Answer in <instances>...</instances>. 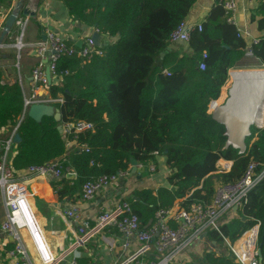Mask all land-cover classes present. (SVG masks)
Masks as SVG:
<instances>
[{
    "label": "trees",
    "instance_id": "1",
    "mask_svg": "<svg viewBox=\"0 0 264 264\" xmlns=\"http://www.w3.org/2000/svg\"><path fill=\"white\" fill-rule=\"evenodd\" d=\"M59 1L73 22L101 36L100 56L57 59L54 81L47 89L50 98L62 99L54 105L61 114L60 124L93 125V131L67 139L88 152H68L67 140L52 117L39 123L25 117L16 129L23 112L22 89L18 83H2L0 73V138L7 139L16 129L20 139L10 159L13 171L59 164L64 174L51 180V187L60 200L75 202L85 182L130 172V159L155 166V157H164L169 188L135 190L127 201L141 229L158 210H169L176 202L185 210L193 204L209 206L216 188L239 181L251 162L259 174L264 165V127L260 131L249 127L246 150L240 155L230 147L224 149L225 129L207 113L209 103L220 95L227 71L237 68L245 56L246 43L226 20L222 4L227 0H214L201 30L189 35L187 53L181 48L169 50L168 38L197 0ZM8 6L7 0H0V9ZM251 19L263 34L252 53L264 66V0H258ZM66 45L79 51L76 45L67 41ZM200 63L204 71L198 69ZM219 160L231 162L228 172H217ZM66 170L73 179L66 177ZM263 219L264 177L241 208L220 217L218 231L206 232L207 241L226 251L216 256L215 249L200 264H235L225 241L236 242Z\"/></svg>",
    "mask_w": 264,
    "mask_h": 264
},
{
    "label": "built area",
    "instance_id": "2",
    "mask_svg": "<svg viewBox=\"0 0 264 264\" xmlns=\"http://www.w3.org/2000/svg\"><path fill=\"white\" fill-rule=\"evenodd\" d=\"M10 1L11 7L8 15L14 10L18 3L21 4L22 2V0ZM222 7L227 16V22L236 27L234 14L237 10V5L235 0L224 1ZM23 9L27 8L21 7V11ZM29 20L28 17H24L20 14L14 23L13 28H17L18 36L12 41H14L13 47L17 51V60L19 59V51L22 48L21 39ZM202 22L203 21L190 24L186 19L183 20L169 35V45L185 46L188 43L189 35L194 30H201ZM1 28L2 27H0V30ZM236 30L238 36L241 38L249 36L247 32L237 28ZM94 32L96 31H93V33ZM91 35L82 40V45L78 52H76L73 46L66 45V42L53 32L45 34L46 39L44 42L40 41L31 46L40 59H43L46 55L47 59H44L46 60V64H43V61L40 60L31 72L32 86L30 93L23 97V110H27L29 106L33 104H50L53 106L61 104L62 99L60 97L52 99L48 94L47 89L49 85L45 78V68L47 67L49 70L52 83L55 76V63L61 56L78 54V56L83 59L90 58L92 55L100 56L102 52L92 43ZM258 42L259 38L252 39L250 43H246L245 58L257 60L253 56L251 48ZM202 58H205V54H203ZM262 67L264 68V66L261 65V70H264ZM198 69L204 71V63H200ZM245 72L246 71H238L234 68L227 71L226 81L229 79V88H225V86L222 87L225 92L221 101H219L221 99L220 94L218 99L209 103L207 113L210 116L220 105L224 104L231 97L230 91L235 85H238V83L233 80V74L238 76V73L242 74ZM163 74L169 76L166 70L163 71ZM39 92L42 94H39ZM259 106L260 105L257 107ZM263 107L264 102L262 104V109ZM61 127L62 134L66 140L68 137L75 136L76 134L93 131V125L85 121L63 123ZM263 127L264 119L263 125L255 129H257L256 131H260ZM13 135L14 131L5 141H0V148L2 149L0 152V197L6 212L5 219L0 225V234L11 239L13 244V249L9 251L7 255L10 258L19 257L21 260L29 261L31 264V260H34L36 264H62L64 257H57L52 253L46 242L44 233L34 217V212L30 206V194L27 184L32 178H43L46 180L59 179L64 173L61 171L60 165L55 163L40 167H30L23 173L13 171L10 164V159L13 155L11 149H13L14 146L12 143ZM66 145L68 152L74 149L88 152L87 148L78 146L74 139L67 140ZM9 153H11L10 158ZM256 167L257 164L251 162L239 181L233 184L218 186L209 206L204 207L200 204H193L187 210L180 209L179 207L169 210L160 209L154 214L152 221L144 229L139 227L138 218L133 213L130 204L125 200L116 202L110 209L99 214L94 219L95 225L92 230L89 229V221L83 219L74 207L72 210L66 209L64 214L69 221L73 220L77 222V232L81 236L79 240H81L82 243L86 240L88 231L95 232L105 229L106 227H111L116 229V231L126 239L123 244L125 249L129 245V239L134 238L136 240L138 248L130 257L129 263L137 260L139 256L151 254L155 257V261L147 264H181L184 262L187 250L195 240L199 239L209 230L218 231L220 217L229 211L238 210L246 203L249 192L264 177V165L258 175L255 174ZM137 170L147 171L151 175L155 172V167L152 164L137 165ZM68 174L72 173L66 170V175ZM129 175L130 172H118L114 175L102 176L93 181L85 182L81 186L79 198L82 202H91L97 194L111 186L117 185ZM261 227L262 222L255 221L249 229L243 232L236 242L230 244L225 241L229 252L233 256L235 264H264V255L262 256L261 262L258 258V243ZM69 264H77V262L72 260ZM137 264L144 263L137 262Z\"/></svg>",
    "mask_w": 264,
    "mask_h": 264
},
{
    "label": "crops",
    "instance_id": "3",
    "mask_svg": "<svg viewBox=\"0 0 264 264\" xmlns=\"http://www.w3.org/2000/svg\"><path fill=\"white\" fill-rule=\"evenodd\" d=\"M7 1L10 6L6 10L0 9V27L5 22L4 20L11 7V1ZM213 2L214 0H197L186 17L187 22L196 24L204 21ZM235 2L237 5V10L234 14L236 28L247 32L249 35L242 38L244 42L250 43L252 39L262 37L263 34L257 30L256 22L251 19L258 1L235 0ZM21 4L22 7L27 8L29 11L35 12L36 17L30 19L24 29L21 39L22 48L19 51L18 60L16 58L17 51L13 47L14 41H12L18 36V30L17 28L12 29L7 40L9 46L1 49L0 52L15 56V58L0 59V73L2 83L8 85L18 83L24 97L30 93L33 68L40 60L44 61V59H47V55L40 59L36 51L31 47L41 41L43 32L44 34L53 32L65 42H69L70 45H76L82 42L85 37L91 35L93 30L73 22L59 0H26L25 3L23 0ZM171 48H181L184 52L186 51L184 45L171 46L169 50ZM244 60L245 57L238 65L243 63ZM222 92L220 93L221 99L219 101L224 97ZM39 94L42 93L39 92ZM11 152L12 154L14 153L13 149H11ZM164 162V157H155V172L153 174L150 175L147 171L139 170H137L136 174H131L130 172L126 179L115 186L103 190L91 202H82L80 198L75 202L68 198L58 201V196L51 187V180L32 178L27 184L31 197L30 204L32 203L30 206L52 253L57 257H64L62 264H69L72 260H75L77 264H137V262L147 264L155 261V257L150 254L139 256L137 260L129 263L130 257L137 251L138 244L134 238H131L129 239L128 247L125 249L123 244L126 239L116 229L111 227L95 232L88 231L86 240L82 243L79 240L81 236L77 232V222L69 221L64 212L66 209L72 210L74 207L83 219L89 221V229L92 230L95 225L94 219L99 214L110 209L118 201H128L135 190L144 188L155 192L160 187L169 188V184L166 181L168 170ZM230 167L231 162L224 160H219L216 164L217 172H228ZM175 207H178V202L173 206V208ZM55 211H58L60 215L55 216ZM232 212L235 211L232 210ZM5 214V208L0 197V225L5 219ZM203 235L195 240L191 246L198 247L204 244L207 240ZM207 242L212 250H215L214 243ZM12 249V240L0 234V264H31L27 260H21L19 257L10 258L7 253ZM191 251L188 249L186 254ZM217 251L216 256L218 255ZM185 261L186 257H184ZM31 262L36 264L34 260H31Z\"/></svg>",
    "mask_w": 264,
    "mask_h": 264
},
{
    "label": "water",
    "instance_id": "4",
    "mask_svg": "<svg viewBox=\"0 0 264 264\" xmlns=\"http://www.w3.org/2000/svg\"><path fill=\"white\" fill-rule=\"evenodd\" d=\"M21 4L18 3L14 10L7 16L1 30H0V50L8 47L9 44L7 43L8 37L14 27V23L16 18L21 14L24 17H28L29 19H33L36 17L35 12L29 11L28 9H23L21 11ZM21 11V12H20ZM51 31V30H49ZM46 37L44 32L41 35V41H45ZM101 36L94 32L91 35V41L96 46H100ZM82 42L76 44L78 48H80ZM164 54H161L162 57ZM8 58H15V56H10L7 54H2L0 52V59H8ZM43 64H46V60L43 61ZM45 78L47 80V84L51 85V78L49 74V70L45 68ZM234 101V100H233ZM230 98L222 105H220L214 113H212L211 118L217 122L218 124L222 125L225 129V137L226 142L224 144V149L232 148L238 151V154H243L246 150L245 140L250 135V130L247 127L244 131L240 129L238 124V111H240V106L237 105L235 108L232 106L233 102ZM234 103V102H233ZM27 117L31 120L39 123L42 118L44 117H52L55 122L58 123L57 131L62 134V127L60 124L61 114L58 108L50 104H33L29 106L27 110H23L20 120L16 125V129L19 127L23 119ZM16 129L14 130V135L12 139V143L14 145L19 144L20 139L19 136L15 133ZM2 149L0 148V152ZM130 172L131 174H136L137 172V162L134 159H130ZM67 178L74 177L73 174L66 175ZM235 211V210H234ZM206 236L205 234L203 235ZM264 255V219L262 220V227L259 236V243H258V258L259 261H262V256Z\"/></svg>",
    "mask_w": 264,
    "mask_h": 264
},
{
    "label": "bare ground",
    "instance_id": "5",
    "mask_svg": "<svg viewBox=\"0 0 264 264\" xmlns=\"http://www.w3.org/2000/svg\"><path fill=\"white\" fill-rule=\"evenodd\" d=\"M233 80L238 83V85L234 86V88L230 91L233 108L237 105L240 106V111L238 114V124L241 130H245L247 127H250L251 122L253 121V116L257 115L261 121L257 124V128L263 125V109L262 104L264 102V70L258 71H246L245 73L233 74ZM249 88L247 92H240L239 87L242 85H246ZM260 105L259 107H257ZM253 125V124H252ZM55 216L60 215L58 211L54 212Z\"/></svg>",
    "mask_w": 264,
    "mask_h": 264
},
{
    "label": "rangeland",
    "instance_id": "6",
    "mask_svg": "<svg viewBox=\"0 0 264 264\" xmlns=\"http://www.w3.org/2000/svg\"><path fill=\"white\" fill-rule=\"evenodd\" d=\"M234 69H236L238 71H242V72L243 71H247V70H249V71L261 70V64L257 60H255L253 58H245L243 63H241L240 65H238L237 68H234ZM262 69H264V68L262 67ZM228 83H229V79L226 81V83L224 85L225 88L228 87ZM239 90H240L239 93L240 92H247V91H249V88H248V86L246 84V85L240 86ZM222 91H223V88H221V92ZM223 92H225V90ZM263 118H264V107H263ZM253 121H256V122L260 123L261 119L257 115H255V116H253ZM250 127H254L252 129L257 128V123L251 122ZM255 130H257V129H255ZM5 140H6V138H5ZM5 140H4V138L3 139L0 138V141H5ZM10 155H11V153H9V158H10ZM29 198H30V202H31V197H29ZM58 201H61V200L58 198ZM214 248L218 250L217 252H220V251L221 252H225L226 251L224 246L217 245V247L215 246ZM189 249L192 250V251L189 254H185V257H186L185 263L190 262V263H194V264H200L201 261H202V258L204 257L205 254L214 253L215 252L209 246V243L207 241H205L204 244H202V245H200L198 247L194 246V245L190 246Z\"/></svg>",
    "mask_w": 264,
    "mask_h": 264
}]
</instances>
